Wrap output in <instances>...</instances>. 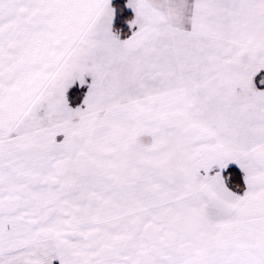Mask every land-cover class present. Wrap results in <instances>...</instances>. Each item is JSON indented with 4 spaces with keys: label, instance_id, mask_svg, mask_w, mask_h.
I'll list each match as a JSON object with an SVG mask.
<instances>
[{
    "label": "snow or ice",
    "instance_id": "snow-or-ice-1",
    "mask_svg": "<svg viewBox=\"0 0 264 264\" xmlns=\"http://www.w3.org/2000/svg\"><path fill=\"white\" fill-rule=\"evenodd\" d=\"M0 264H264V0H0Z\"/></svg>",
    "mask_w": 264,
    "mask_h": 264
}]
</instances>
